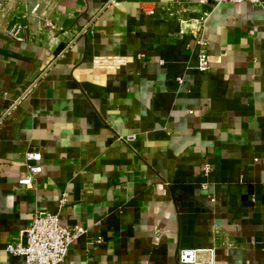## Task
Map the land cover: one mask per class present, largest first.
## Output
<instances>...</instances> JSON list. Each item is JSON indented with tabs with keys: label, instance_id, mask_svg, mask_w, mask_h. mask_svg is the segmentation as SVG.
<instances>
[{
	"label": "crops",
	"instance_id": "1",
	"mask_svg": "<svg viewBox=\"0 0 264 264\" xmlns=\"http://www.w3.org/2000/svg\"><path fill=\"white\" fill-rule=\"evenodd\" d=\"M6 2L0 264H26L6 249L39 212L87 230L63 264H179L183 249L264 264V6L51 0L23 18L43 0ZM205 12L202 72L179 19ZM15 23L27 41L9 37ZM29 151L42 153L43 171L26 188Z\"/></svg>",
	"mask_w": 264,
	"mask_h": 264
},
{
	"label": "built area",
	"instance_id": "2",
	"mask_svg": "<svg viewBox=\"0 0 264 264\" xmlns=\"http://www.w3.org/2000/svg\"><path fill=\"white\" fill-rule=\"evenodd\" d=\"M47 1L36 4L30 11L23 14V18H28L30 14H40L44 10ZM219 3H253L264 6L260 0H217ZM210 0H200L203 5L209 4ZM7 2L0 0V17L6 16ZM148 15H153L154 10L145 11ZM29 14V15H28ZM210 12H205L200 18L181 17L179 19L182 32L189 31L194 35L195 44L200 47L199 69L202 72L209 70L208 43L203 37L201 31L204 27ZM45 26L54 29L55 26L49 20H45ZM27 27L20 23L13 24L9 31V37L27 41ZM43 155L40 151H29L25 157L26 171L20 176L18 182L20 185L31 188L36 185V178L43 171ZM213 169L208 163L202 166V174L205 178L203 188L209 186V177ZM68 202V194L64 193L59 201L60 209ZM87 232L86 228L75 226H62L60 224V213L52 214L48 212H39L35 214L26 229L21 232L19 237L14 239L8 246L7 252L14 256H20L25 259L26 264H63L66 261L69 247L79 240ZM212 251L183 249L178 253L179 264H215ZM210 254L207 260H202V254ZM213 253V252H212Z\"/></svg>",
	"mask_w": 264,
	"mask_h": 264
},
{
	"label": "water",
	"instance_id": "3",
	"mask_svg": "<svg viewBox=\"0 0 264 264\" xmlns=\"http://www.w3.org/2000/svg\"><path fill=\"white\" fill-rule=\"evenodd\" d=\"M96 20V19H95ZM94 23V21L90 24V25H88L87 27H86V29H84L83 31H82V33H81V35L78 37V39L82 36V35H84L89 29H90V27L92 26V24ZM77 40V39H76ZM75 42V41H74ZM73 44V43H72ZM65 54V52L64 53H62V56Z\"/></svg>",
	"mask_w": 264,
	"mask_h": 264
}]
</instances>
